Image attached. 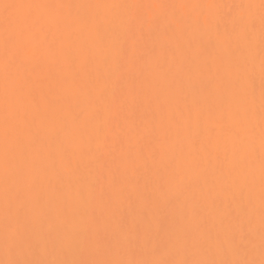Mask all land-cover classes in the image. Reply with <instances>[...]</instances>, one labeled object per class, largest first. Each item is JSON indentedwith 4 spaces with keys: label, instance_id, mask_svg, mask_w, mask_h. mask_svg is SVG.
I'll list each match as a JSON object with an SVG mask.
<instances>
[{
    "label": "snow or ice",
    "instance_id": "6c2138e0",
    "mask_svg": "<svg viewBox=\"0 0 264 264\" xmlns=\"http://www.w3.org/2000/svg\"><path fill=\"white\" fill-rule=\"evenodd\" d=\"M0 264H264V0H0Z\"/></svg>",
    "mask_w": 264,
    "mask_h": 264
}]
</instances>
